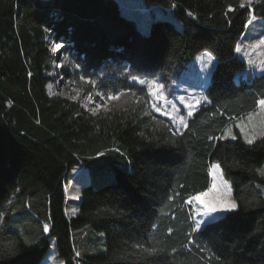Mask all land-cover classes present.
<instances>
[{
    "label": "trees",
    "instance_id": "16d2710c",
    "mask_svg": "<svg viewBox=\"0 0 264 264\" xmlns=\"http://www.w3.org/2000/svg\"><path fill=\"white\" fill-rule=\"evenodd\" d=\"M144 1L172 8L182 28L157 20L145 34L115 0H0V264H41L53 241L64 264H78L86 257L77 255L73 230L86 226L104 235L106 249L92 264H264V192L256 187L264 185L256 171L264 165V138L252 145L224 138L264 98V74L234 79L247 68L236 47L250 13L264 20V0L244 7L242 0ZM51 40L94 91L127 92L123 109L92 116L51 97ZM204 51L217 60L206 102L178 131L132 77L161 74L165 85L180 83L185 65ZM214 162L238 209L193 232L186 203L209 189ZM81 167L115 179L85 186L70 220L65 182ZM38 184L47 190L49 232L27 244L7 222Z\"/></svg>",
    "mask_w": 264,
    "mask_h": 264
},
{
    "label": "rangeland",
    "instance_id": "374dc122",
    "mask_svg": "<svg viewBox=\"0 0 264 264\" xmlns=\"http://www.w3.org/2000/svg\"><path fill=\"white\" fill-rule=\"evenodd\" d=\"M115 2L119 6L121 13L126 18L133 20L138 28L145 34H149L151 24L157 20H168L174 23L179 29L182 28L181 23L174 16L172 8L154 6L144 0H115ZM243 2H247V0H243ZM262 38H264V20L255 17V20L248 26V33L244 35L238 44L241 49L240 54H238L239 58L246 62L247 68L235 75L234 79L237 83L249 76L264 74V45H260L259 47L255 46ZM55 45V42L52 40L49 41V50L53 52L57 58L56 62L53 64V70L49 73V78H51V80L47 85V91L51 97L57 96L78 103L84 111L92 116L109 114L123 109L125 103L130 100V96L127 92H120L123 94L119 95L118 99H108V94L105 95L98 91H94L95 85L89 83V81H91L90 79L84 77L81 79L82 77L80 75L74 73L75 70H77V66L71 59L66 48L62 47L54 50ZM202 54L203 53L197 56L191 63L185 65L183 74H186L188 80L187 83H185L184 80H180V83L182 84L184 82L186 90H184L179 82H175V80L171 85L163 84L161 74H156L153 77H137L136 80L132 79L136 85L145 87L148 90L151 109L162 116L170 117L172 124L178 131L184 127V125L180 123L179 117L183 116L186 122L190 117L188 115L189 111L186 109L188 103H191L188 96H197L200 103L206 99L205 88L210 83V72L215 68V61L211 64L206 60L203 61ZM63 69L69 70L74 76L70 80L66 79L62 72ZM140 80L145 81V83L141 84L139 82ZM152 81L163 85L162 91L166 100L160 97V90L155 85L150 86ZM195 85V88H188L191 86L194 87ZM98 93L100 95H98ZM120 93L111 95L116 96ZM182 95H184V97L178 99ZM73 97H75V99H73ZM97 105H100V107L97 109L96 113L93 114L91 110L96 108ZM244 123L245 131L249 133L250 128L251 131L249 134H256L258 140L260 138L259 131L261 127L260 115H256L251 123H249L248 120ZM238 124L241 123L237 121L234 122V125L228 128L231 129V135L225 133L224 138L231 140L242 139L246 142L240 127H237ZM254 129L258 130L255 131ZM232 136H235L236 139H232ZM215 164L218 163L214 162L210 167V187L204 192L208 193V196L202 197V200H230L236 203L232 195L230 184L225 179L221 166L219 170L213 172L212 166ZM262 168H264V165ZM114 179L115 177L112 173L104 174L98 171L92 172L83 167L73 168L68 173L65 182L67 218L71 220L78 215L79 202L82 199V190L85 186L90 185L92 187H98L113 182ZM256 187L258 190L264 192V185H257ZM228 189H230V193L227 191ZM46 199L47 190L45 186L38 184L26 195L19 198L12 207L7 227L19 233L27 244H33L43 237V233L47 235L49 232ZM190 200L191 203H188V200L186 208L192 214L193 226L194 221L201 218L197 216V210H203V203L194 199ZM228 213L230 212L218 211L213 214L214 219L210 223L221 219ZM205 226H202L201 229ZM45 228H47V231H45ZM73 232H76V234L79 233L77 241H74L77 252L80 256L84 255L86 257L81 259V262L78 264H92V258L106 249L103 238L104 235L89 226L76 228ZM41 264H64L58 257L55 241L52 242L50 251Z\"/></svg>",
    "mask_w": 264,
    "mask_h": 264
},
{
    "label": "snow or ice",
    "instance_id": "6c2138e0",
    "mask_svg": "<svg viewBox=\"0 0 264 264\" xmlns=\"http://www.w3.org/2000/svg\"><path fill=\"white\" fill-rule=\"evenodd\" d=\"M247 4L250 6L251 5V0H247ZM241 7H244L245 4L241 3L240 5ZM253 20H255V16L252 15L250 13V19L248 20V24H251L253 22ZM260 45H264V38L260 39L258 41V44L255 45L256 47H259ZM63 45L62 44H56L55 45V49H60L62 48ZM236 51L240 52L241 49L239 46L236 47ZM83 79V77L81 78ZM133 80H136L137 77L133 76L132 77ZM141 84H144L145 81L140 80L139 81ZM89 83H92L91 81H89ZM155 85L159 90H160V97L162 99L166 100V97L163 96V85L157 84L155 81H152L150 83V86ZM123 93L117 94L116 96H113L111 94H108V99H118L119 95H122ZM98 95H100L98 93ZM133 95H135L133 93ZM73 99H75V97H73ZM200 101L196 100V104H199ZM255 107L258 108V112L254 111V112H250L247 115V120L249 121V123H251L253 121V118L256 115H260V123H261V127H260V131H259V137L260 138H264V98H259L257 99L255 102ZM100 107V105H97L96 108H93L91 111L93 112V114L96 113L97 109ZM159 110V109H157ZM188 115L191 116L192 112L189 111ZM179 121L181 124H183L185 127L187 126V122L185 120V118L183 116L179 117ZM237 127H240L241 132L244 134V140L246 141L247 144L252 145L256 140H257V135L256 134H249L248 132L245 131V126L243 123L238 124ZM227 135H231V129H228L226 132ZM232 139H236L235 136H232ZM220 169V165L219 164H215L212 166V170L213 172H215L216 170ZM260 175H264V168H260L256 170ZM215 188V185H214ZM230 193V189L227 190ZM208 196V193H200L199 195L193 197L192 199L203 203V210H197V216L201 217L200 219H197L194 221V225L192 226V231L196 232L199 231L201 229L202 226L207 225L208 223L212 222L214 219V215L215 213H217L218 211H224V212H231V211H235L238 209V205L234 202V201H230V200H212V201H203L202 197H206ZM188 203H191V200L188 201ZM45 231H47V228H45ZM173 251H175V249H173ZM144 252H146L149 256L154 255L155 254V250L154 249H144ZM77 255H79V253H77Z\"/></svg>",
    "mask_w": 264,
    "mask_h": 264
},
{
    "label": "crops",
    "instance_id": "0c3cea01",
    "mask_svg": "<svg viewBox=\"0 0 264 264\" xmlns=\"http://www.w3.org/2000/svg\"><path fill=\"white\" fill-rule=\"evenodd\" d=\"M242 3H244V4H247V2H243V0H242ZM248 33V28H247V30H246V34ZM245 34V35H246ZM203 54V61L204 60H206L208 63H213V61H215L214 63H215V66H216V64H217V60H216V58H214V56L211 54V53H209L208 51H204V52H202ZM201 54V53H200ZM199 54V55H200ZM238 54H240V52H238ZM198 55V56H199ZM239 56V55H238ZM214 66V67H215ZM213 67V68H214ZM180 80H184L185 81V83H187V80H188V77L186 76V74H183V72H182V74H181V77L179 78ZM182 86H183V88H184V90H186V87L184 86L185 84H184V82L181 84ZM196 87V85L194 86V87H188V88H195ZM188 90H190V89H188ZM182 97H184V95H182V96H180L178 99H180V98H182ZM188 97H195V98H197L198 99V97L197 96H191V95H189ZM199 100V99H198ZM205 102H206V99H205V101H203V102H201V103H199V104H194V103H188V105L186 106V109H188V111H191L192 112V114L196 111V109L198 108V107H200V106H202V105H204L205 104ZM184 110V109H183ZM256 112H258V109L256 110ZM164 117H166V116H164ZM256 117V116H255ZM166 118H168V119H171L170 117H166ZM245 121H247V116L246 117H244V118H241V119H239L237 122H240V123H243V124H245L244 122ZM185 127V126H184ZM183 127V128H184ZM182 128V129H183ZM181 129V130H182ZM259 129V128H258ZM258 129H254L255 131H257ZM180 130V129H179ZM180 130V131H181ZM249 130L251 131V129L249 128ZM250 131H249V133H250ZM210 176H211V174H210Z\"/></svg>",
    "mask_w": 264,
    "mask_h": 264
}]
</instances>
